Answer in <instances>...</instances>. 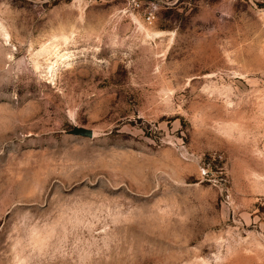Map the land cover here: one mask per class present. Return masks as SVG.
I'll return each instance as SVG.
<instances>
[{
	"label": "rangeland",
	"instance_id": "obj_1",
	"mask_svg": "<svg viewBox=\"0 0 264 264\" xmlns=\"http://www.w3.org/2000/svg\"><path fill=\"white\" fill-rule=\"evenodd\" d=\"M0 264H264V0H0Z\"/></svg>",
	"mask_w": 264,
	"mask_h": 264
},
{
	"label": "water",
	"instance_id": "obj_2",
	"mask_svg": "<svg viewBox=\"0 0 264 264\" xmlns=\"http://www.w3.org/2000/svg\"><path fill=\"white\" fill-rule=\"evenodd\" d=\"M68 134L83 136L88 138H93L95 135L92 129L80 127V126H74L70 131H68Z\"/></svg>",
	"mask_w": 264,
	"mask_h": 264
},
{
	"label": "built area",
	"instance_id": "obj_3",
	"mask_svg": "<svg viewBox=\"0 0 264 264\" xmlns=\"http://www.w3.org/2000/svg\"><path fill=\"white\" fill-rule=\"evenodd\" d=\"M150 19V18H149Z\"/></svg>",
	"mask_w": 264,
	"mask_h": 264
}]
</instances>
